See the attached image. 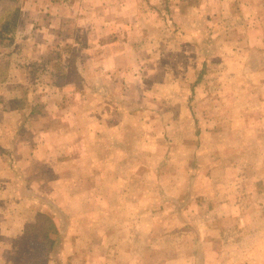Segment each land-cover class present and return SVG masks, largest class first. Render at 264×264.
<instances>
[{
  "label": "rangeland",
  "instance_id": "obj_1",
  "mask_svg": "<svg viewBox=\"0 0 264 264\" xmlns=\"http://www.w3.org/2000/svg\"><path fill=\"white\" fill-rule=\"evenodd\" d=\"M2 222L0 264L250 251L264 0H0Z\"/></svg>",
  "mask_w": 264,
  "mask_h": 264
},
{
  "label": "crops",
  "instance_id": "obj_2",
  "mask_svg": "<svg viewBox=\"0 0 264 264\" xmlns=\"http://www.w3.org/2000/svg\"><path fill=\"white\" fill-rule=\"evenodd\" d=\"M116 44H121V43L114 42L113 44L110 43L109 45H107V43L104 44L106 46V50H105L106 55L104 56V59L100 61L102 65H106L108 67H117L123 65L121 63L123 62L124 59H127L129 61L130 50L127 48V46L121 47V46H117ZM110 48H112V50ZM131 61H132V57H131ZM7 227H9L8 222L0 223V235L7 233L6 231ZM242 234L243 233L240 232L241 236H243ZM240 240L243 241L244 237L240 238ZM204 241L207 244H211V241L207 239H204ZM1 243H2V239L0 237V247H1ZM213 244L214 246H217L218 243L217 241H214ZM253 245L255 246L248 252H245L243 250L237 252L234 250L235 247L228 248V251H220L219 249L217 250L216 247V251L214 252L208 251L210 249L209 247L207 251L202 252L200 251L201 245H199V243L196 242L195 251L192 250L189 251L188 249H186L183 252L177 251V253L161 259L162 263H158V264H263L264 235H260L259 237L255 238L253 241ZM240 248L244 249V246L241 245ZM46 261L50 263V260H46ZM119 264H122V262ZM136 264H140L138 260ZM145 264H150V263H145Z\"/></svg>",
  "mask_w": 264,
  "mask_h": 264
},
{
  "label": "trees",
  "instance_id": "obj_3",
  "mask_svg": "<svg viewBox=\"0 0 264 264\" xmlns=\"http://www.w3.org/2000/svg\"><path fill=\"white\" fill-rule=\"evenodd\" d=\"M46 235V238L48 237V235H47V233L45 234ZM49 239H48V241L50 240V244H49V246H48V248L51 246V243H52V239L50 238V237H48Z\"/></svg>",
  "mask_w": 264,
  "mask_h": 264
}]
</instances>
